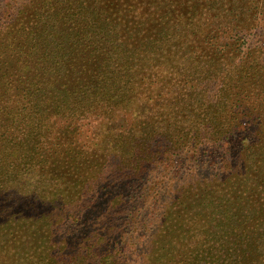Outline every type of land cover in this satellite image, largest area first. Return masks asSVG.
Returning a JSON list of instances; mask_svg holds the SVG:
<instances>
[{"label": "trees", "instance_id": "trees-1", "mask_svg": "<svg viewBox=\"0 0 264 264\" xmlns=\"http://www.w3.org/2000/svg\"><path fill=\"white\" fill-rule=\"evenodd\" d=\"M176 2L166 23L168 14L135 25L150 26L151 47L89 82L45 79L65 71L68 49L55 48L60 14L7 16L0 6V264H264V58L237 55L227 67L231 36L215 24L207 32ZM114 10L120 17L101 26H119L123 13ZM242 133L241 152H218ZM205 146L215 148L207 161L218 174L198 179L196 190H137L139 212L124 190H96L114 179L145 181L160 161L175 167ZM103 195L112 201L101 207ZM96 210L93 233L71 239ZM133 223L134 246L145 252L134 257L121 245L97 259L94 237L123 238Z\"/></svg>", "mask_w": 264, "mask_h": 264}, {"label": "rangeland", "instance_id": "rangeland-1", "mask_svg": "<svg viewBox=\"0 0 264 264\" xmlns=\"http://www.w3.org/2000/svg\"><path fill=\"white\" fill-rule=\"evenodd\" d=\"M176 1L177 0H51L48 2L43 0H4L0 1V6L7 5L9 7L7 16H12L11 14L13 11L16 13L18 12L20 15L27 11L31 17L36 16V18H39L37 17L38 14L42 16L45 14L46 18L49 20L55 17V19H57L60 14L62 23H60L59 27L61 30H58V32H60L63 39H61L59 44L55 45V48L58 51L66 48L68 49L65 71H57L53 72V74L49 72L45 79L49 80L53 78L52 81H55L59 77L64 76L72 82H89L96 78L97 73L108 72L109 67L111 65H117L120 58L129 56L131 58L133 54L143 52L151 47L153 45L151 42L153 36L152 33H147L150 31V26L143 25V27H138L135 25L138 24L140 18H142L143 22L149 23V19L154 18L156 15L160 17L168 14L166 16L168 18H165L164 21V23H166L175 13L174 11L167 13V10L168 8H172V4H175V6L178 5ZM179 1L183 2V9L181 6L174 9L179 8L185 10L182 14L184 17L190 14L195 16L192 19L194 22L200 23L205 21L207 24V28L205 27L207 32L213 28L215 24L217 31H221V33L226 32L223 34L224 39L227 36H231L230 44H234V46L232 45L234 50L226 58V60H228L226 63L227 67L232 64L229 60L235 58L237 55H244L247 57L249 54H252V56L264 58V10L261 12L259 8L256 7L263 5V2L259 5L256 0H245L243 1L244 7H241L239 5L236 6L234 0ZM158 5L161 7L160 9H158ZM232 7L235 10H233ZM22 9L27 10L22 12ZM114 9L117 11L120 10V13H123V18L120 20V24L118 23L119 26L115 24V29L109 24L101 26L99 23L100 19L104 22L109 20L115 23L114 17H120V15L116 14ZM196 9L200 10V12L194 15ZM139 15L141 16L137 18ZM2 19L0 18V26ZM178 24L179 23H177V25ZM172 25H170V29ZM171 30L178 31L180 34L188 32L185 28L181 27L178 29L174 27ZM137 31L141 32L138 33ZM65 34L69 36L68 39H64ZM228 37L227 39H229ZM5 59L4 70L8 68L9 63L8 57ZM97 69L99 72L96 71ZM99 74L103 75L101 73ZM225 77L226 75H222L217 79L218 84L223 82ZM44 84V81H42V85ZM52 86L56 88L54 83ZM41 88L43 89L44 87L42 86ZM262 88L261 81L258 91L262 92ZM248 96V92L244 90L239 97L242 99ZM252 114L258 116L259 112ZM2 118V120H5V116ZM91 123L95 124L93 122ZM92 124L91 127L93 128ZM118 125H120V123ZM91 127L90 129L92 130ZM124 127L127 131L131 129V125H126ZM256 136L257 134L253 135L250 139L254 138L253 141H255L258 138ZM244 138L245 135L242 133L235 139L228 140L218 152L225 150L241 152V148L248 143L244 142ZM214 149L215 148H209L208 146L200 148L193 160H191L190 154H182L175 163V167H173L172 164L169 165L167 161H160L155 167L149 168L151 175H149L145 181L141 182L135 180L131 182L122 179H114L112 185L108 188L103 189V186H98L96 190H116L117 193H122L121 190H124L122 194L126 196L125 202L128 199V201L132 203V208H135L136 211L139 212L142 203L140 199L138 200L140 192L137 190H172V188L175 187L174 185L178 183L189 184L188 190L191 188L192 190H196L198 179L201 180L204 176L218 174V168L213 170L209 161H207L210 157L212 158V156H214L211 153ZM181 166L183 169L180 168ZM209 166L210 168L208 169L207 167ZM190 175H193V178L189 179ZM177 178H179L181 182L176 181L175 179ZM109 183H111V181ZM177 188H179V184ZM102 198L104 200L100 203L101 207H104L106 206L107 200L111 198L105 197V195H103ZM110 201H112V199ZM97 211L98 210L94 213L88 212V214H90L86 217V220H90V222L88 221V224L84 223L83 225L81 223L77 224L75 226L76 229L73 230L70 236L71 239L78 242L84 235L88 234L87 232H89L90 229L93 233L91 218H93ZM120 224L121 222L119 218H117L113 221L109 232ZM136 228L140 227H138L136 223L131 224L123 238L107 237L106 234L108 233L104 231L100 237L95 236L94 244L96 245V250L99 248V256L97 259H100L106 251L115 250L117 253L116 248L121 245H123V247L126 245V248L132 252L134 257H137V248L145 252V249H143L145 246H134L135 240L133 234ZM66 229H68V226ZM133 264H138V261L133 262Z\"/></svg>", "mask_w": 264, "mask_h": 264}]
</instances>
